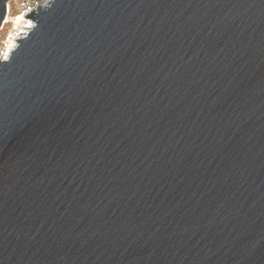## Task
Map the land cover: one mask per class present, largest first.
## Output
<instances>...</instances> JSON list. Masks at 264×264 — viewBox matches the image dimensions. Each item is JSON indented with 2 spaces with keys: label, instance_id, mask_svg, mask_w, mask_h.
Instances as JSON below:
<instances>
[{
  "label": "water",
  "instance_id": "1",
  "mask_svg": "<svg viewBox=\"0 0 264 264\" xmlns=\"http://www.w3.org/2000/svg\"><path fill=\"white\" fill-rule=\"evenodd\" d=\"M26 17L0 61V264H264V0Z\"/></svg>",
  "mask_w": 264,
  "mask_h": 264
},
{
  "label": "rangeland",
  "instance_id": "2",
  "mask_svg": "<svg viewBox=\"0 0 264 264\" xmlns=\"http://www.w3.org/2000/svg\"><path fill=\"white\" fill-rule=\"evenodd\" d=\"M49 1L51 0H13L10 3V9H9L10 13H9L8 21L4 26L3 30L0 31V57L1 54L2 57L6 55L5 52L3 51L10 43L9 41L10 36L15 31H19L22 28L19 22V18L20 19L22 18L21 20L25 19L23 13L29 11L28 16H30L32 15L33 11L36 10L37 6L46 5ZM28 19L30 22L29 24L33 25L34 24L33 20H31L30 18H26V20ZM22 32L25 31L23 30L20 33Z\"/></svg>",
  "mask_w": 264,
  "mask_h": 264
},
{
  "label": "built area",
  "instance_id": "3",
  "mask_svg": "<svg viewBox=\"0 0 264 264\" xmlns=\"http://www.w3.org/2000/svg\"><path fill=\"white\" fill-rule=\"evenodd\" d=\"M28 13H29V12H26V13L23 14V16H25V19H23V20H21L22 18L20 19V24H21L22 28H21L19 31H15V32L10 36V38H9L10 43H9V45L6 47V49H8L9 47H11L12 49H11L10 52H13V51L17 48V46H18V41L21 40V39H23V38H25L26 35H27V33H28L30 30H32V28L34 27V24L32 25V27L29 25V23H30V22H29V19L26 20V15H28ZM29 26H30V27H29ZM23 30H25V32H22V36H19V37L16 39V41H14V40H13L14 36L17 35V34H20V32L23 31ZM6 49H5L3 52H5ZM9 55H10V53H9ZM9 55H8L7 59L9 58ZM1 57H2V54H1ZM1 57H0V61H6V60H7V59L2 60Z\"/></svg>",
  "mask_w": 264,
  "mask_h": 264
},
{
  "label": "bare ground",
  "instance_id": "4",
  "mask_svg": "<svg viewBox=\"0 0 264 264\" xmlns=\"http://www.w3.org/2000/svg\"><path fill=\"white\" fill-rule=\"evenodd\" d=\"M9 9H10V4H9ZM29 25H30V24H29ZM30 26L32 27V25H30ZM30 26H29V27H30ZM24 31H25V30H24ZM19 36H22V33L15 35L14 38H13V40L16 41V39H17ZM11 49H12L11 47H9L8 49H6V51H5V54H6V55L4 54L5 56L1 57L2 60L7 59V57H8V55H9ZM7 51H8V52H7ZM6 52H7V53H6Z\"/></svg>",
  "mask_w": 264,
  "mask_h": 264
}]
</instances>
